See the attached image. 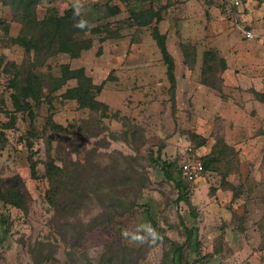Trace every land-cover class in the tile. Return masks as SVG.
Here are the masks:
<instances>
[{
  "label": "rangeland",
  "instance_id": "obj_1",
  "mask_svg": "<svg viewBox=\"0 0 264 264\" xmlns=\"http://www.w3.org/2000/svg\"><path fill=\"white\" fill-rule=\"evenodd\" d=\"M72 5L77 14L99 18L96 24L108 6L118 7L107 18L113 25L130 9H159L181 89L170 95L161 84L165 64L152 37L154 23L124 26L117 40L89 35L91 47L78 57L58 54L37 67L33 54L13 43L21 25L0 0V264H173L172 245L185 243L192 222L198 253L185 247L181 259L188 264H264V119L256 110L240 112L226 145L224 123L211 120L203 102L218 95L242 100L255 97L253 91L264 102V0L240 10L213 0H40L37 18L50 8L62 15ZM244 28L255 38L245 40ZM209 52L234 75L252 76L258 91L248 83L224 89L218 61H208L209 71L202 66ZM62 64L82 68L94 85L104 82L96 99L106 112L63 98L75 79L51 93L45 87L41 104L16 111V77L22 81L30 71L57 77ZM216 142V161L195 182L182 180L188 200L177 202L162 162L174 161L178 171L181 162L209 155ZM13 191L23 195V207L8 203ZM147 212L162 239L138 244L124 238L125 230L153 228Z\"/></svg>",
  "mask_w": 264,
  "mask_h": 264
},
{
  "label": "trees",
  "instance_id": "obj_2",
  "mask_svg": "<svg viewBox=\"0 0 264 264\" xmlns=\"http://www.w3.org/2000/svg\"><path fill=\"white\" fill-rule=\"evenodd\" d=\"M147 1L153 2L154 0ZM39 3L40 0H4V4L10 6L13 10L12 21L18 22L21 25L19 34L12 39V41L15 45L22 47L25 54H33L35 66L41 67L45 62V59L58 54L68 55L69 58L78 57L83 50L91 47V41L88 38L89 35H101L103 33L104 37H101L102 40H117L122 37L119 30L124 26L132 28L133 26L142 27L154 23L152 27V37L160 52L162 61L166 66V77L169 82L168 93L173 95L175 90V66L173 57L167 49L166 35L161 34L156 25L161 20L159 9L156 10L151 7L143 11L130 9L129 17L126 20L119 21L113 25L111 22L107 21V18L118 14V7L108 6L103 11L104 21H101L100 23L98 21V24H96L95 22L99 20V18L94 19L93 16H88L83 13L77 14L74 5L65 10L62 15H59L54 9L50 8L42 19H38L37 6ZM219 6L223 8L221 5ZM81 21L85 22V27H75V25ZM182 49H185V47L183 46ZM210 59L218 61L217 63L220 64V72H223L226 69V62L219 58L216 59L213 52H209L206 53L203 58L202 66L204 70L209 71V65H207V63ZM44 78L47 79L46 83H44ZM70 79H75L77 85L66 90L63 95L65 100H75L81 108H88L91 110L102 109L106 112L107 107L96 99L97 95L103 89L104 82L99 85H94L92 80L85 75L82 68L72 69L68 64H62L60 66V75L57 77H54L51 72L43 75L42 73H36L35 71L26 72L22 81H18L16 77V82L12 83V87L16 93L11 96L16 111L28 109L31 107V104H41L44 100L45 87H47L51 93L57 91L60 86ZM221 82L223 83V80ZM201 83L217 92H222L221 87H214L203 79ZM253 93L256 95L255 97H258L256 91H253ZM196 136V134H193L192 140H194ZM204 140L205 139L201 137V141L198 143L199 147L204 145ZM222 143L226 144L223 140ZM217 145L218 143L216 142L213 146L214 149L209 153L211 157H209V155H207L208 157H199L198 160L202 162L204 169L202 175L205 173L207 167L211 166L212 163L216 161L217 158L214 157V150ZM181 165L182 162L179 164L178 171H176L175 167L177 165L174 161H163L161 169L165 177L172 181L177 188V202H187L188 191L186 186L183 185L182 180L188 184H191V182H188L182 176ZM174 171H176V175H174ZM30 172L32 177H35L36 168L35 163L33 162L30 165ZM50 180L55 181L52 180V178H50ZM8 203L21 208L24 204V197L18 191H13L9 194ZM147 214L151 225L155 229V221L152 219L150 212H147ZM195 215L196 214L194 213V217ZM185 232V243L183 245H172L174 257L178 258L171 259L173 264H188L189 261L187 262V259H185V261L181 259L182 251H184L186 246L190 247L192 253H198V243L196 241L197 226L195 223L192 222L190 228H185Z\"/></svg>",
  "mask_w": 264,
  "mask_h": 264
},
{
  "label": "crops",
  "instance_id": "obj_3",
  "mask_svg": "<svg viewBox=\"0 0 264 264\" xmlns=\"http://www.w3.org/2000/svg\"><path fill=\"white\" fill-rule=\"evenodd\" d=\"M248 7V6H247ZM246 7H242V8H231L232 9H244ZM228 10V9H225ZM160 22V21H159ZM159 22L156 24L158 27V30L161 34L166 35V45H167V39H168V34L166 31H161L159 29ZM242 32V31H241ZM244 38V37H243ZM247 40V39H245ZM168 49V47H167ZM169 52V49H168ZM170 53V52H169ZM171 55V53H170ZM172 56V55H171ZM227 60V58H226ZM228 62V61H227ZM145 66V65H144ZM174 75H175V95H178L179 93V88L181 89V83L179 82L178 79V75H177V68H178V64L176 63V61H174ZM188 72H190L189 68H187ZM165 75H166V66H165ZM222 77L224 78V89H233L237 91V88L242 87L244 88V83H248L250 86H253V88L255 90L258 91V82L257 80H255L254 78H252V76H249V80H244L245 78H241V76L239 75H234L233 71H231L230 66L228 64H226V69L222 72ZM164 86H166V90L168 93V88H169V82L167 80V77H165L164 79ZM189 80L186 79L184 81V86L187 87V91L193 89L191 88V85L189 83H187ZM245 81V82H244ZM159 84V83H156ZM154 85V84H152ZM209 90H211L209 88ZM247 92V91H246ZM248 93V92H247ZM169 94V93H168ZM209 98V101H203L207 104H209V110H210V114L212 116L211 120H215V117H218V121L221 122L222 124L224 123V127L226 128L225 132H224V138H225V143L227 145L230 144L231 140V133H230V127L234 126L235 124V117H237L240 112L245 115L246 112L251 113L252 110H256V114L260 119H264V102H262L258 97H243L242 100L240 97H220L218 95V97H207ZM240 105V106H239ZM250 110V112H249ZM245 113V114H244ZM250 115V114H249ZM256 117V116H255ZM201 134V133H199ZM202 136L205 137L204 134H201ZM240 135H242V132L240 133ZM264 140V138H263ZM240 141V140H239ZM239 141L236 142H232L234 143V145H241V143H239ZM235 145V146H236Z\"/></svg>",
  "mask_w": 264,
  "mask_h": 264
},
{
  "label": "built area",
  "instance_id": "obj_4",
  "mask_svg": "<svg viewBox=\"0 0 264 264\" xmlns=\"http://www.w3.org/2000/svg\"><path fill=\"white\" fill-rule=\"evenodd\" d=\"M216 1L219 5H221L224 9L231 8H242L247 7L250 4L256 2L257 0H213ZM243 37L247 40H252L255 38L253 31L250 29H242ZM182 176L188 182H195L198 177H200L203 173V164L198 159H188L182 162L181 165Z\"/></svg>",
  "mask_w": 264,
  "mask_h": 264
},
{
  "label": "clouds",
  "instance_id": "obj_5",
  "mask_svg": "<svg viewBox=\"0 0 264 264\" xmlns=\"http://www.w3.org/2000/svg\"><path fill=\"white\" fill-rule=\"evenodd\" d=\"M75 27L83 28L85 27V22L81 21L80 23L76 24ZM143 231L146 235H140L139 233ZM124 238H130L133 243L144 244L149 241L151 238V242L155 243L157 240L162 239L160 235L152 228L149 224H144L139 226L135 233H130L129 231L125 230L122 233Z\"/></svg>",
  "mask_w": 264,
  "mask_h": 264
}]
</instances>
